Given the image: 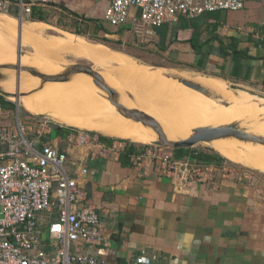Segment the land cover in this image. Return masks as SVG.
Returning a JSON list of instances; mask_svg holds the SVG:
<instances>
[{
    "label": "crops",
    "instance_id": "crops-1",
    "mask_svg": "<svg viewBox=\"0 0 264 264\" xmlns=\"http://www.w3.org/2000/svg\"><path fill=\"white\" fill-rule=\"evenodd\" d=\"M108 6L109 0H56L49 5L36 4L33 12L43 15L44 20H32L31 16L21 18L16 9L18 14L9 12L0 16V28L15 33L19 22L20 32L22 21L21 44L32 47L34 53L25 58L21 55L20 62L23 65L25 60L31 61L27 67L45 72H51L54 64L53 49L48 50L47 44L66 35H82L60 31L59 35L46 38L42 33L64 25L94 33L102 26L98 35L148 50L155 62H141L127 52L124 55L167 75L174 74L170 69L190 70L195 73L180 75L187 79L204 75L264 93V0H246L239 10L207 11L194 17L184 14L176 23L156 27L152 36L145 35L132 18L122 26L111 25L105 19ZM131 13L138 15L139 10L132 9ZM56 51L69 52L75 57L70 49ZM2 59L17 61L14 48L4 41L0 44V64L4 65ZM160 59L175 64L158 63ZM179 65L184 68L177 70L181 68ZM85 78L72 75L66 80L91 88ZM9 81H14V85H8ZM38 82L35 76L22 75L20 88L25 91ZM49 82L57 81L44 82L33 92L19 96L18 101L40 99L38 92ZM16 84L15 77L3 81L9 90L16 89ZM9 110L3 108V115ZM16 117L20 118L18 111L15 120ZM214 121L212 117L210 125H215ZM160 126L163 132H169L168 125ZM46 133L50 134L49 143L66 153L70 176L81 180L84 202L94 206L103 220L102 240L88 244L98 259L97 264H144L136 262L137 256L143 253L157 256L150 264H264V175L224 162L209 163L212 170L205 175L186 177L183 171H173L163 160L146 155L149 148L139 144L147 143L146 140L137 143L121 138L105 143L98 133L78 134L75 129L68 133L62 150L61 140L52 126ZM42 143L41 139L37 146ZM130 145L135 147L132 162L127 161ZM212 147L217 151V147ZM169 152L176 158L174 150ZM218 152L250 167L231 158L228 150ZM185 156L176 159L191 160ZM80 165L88 168L84 177H80Z\"/></svg>",
    "mask_w": 264,
    "mask_h": 264
},
{
    "label": "built area",
    "instance_id": "built-area-1",
    "mask_svg": "<svg viewBox=\"0 0 264 264\" xmlns=\"http://www.w3.org/2000/svg\"><path fill=\"white\" fill-rule=\"evenodd\" d=\"M55 1L0 0V16L16 7L21 18L28 17L36 4ZM245 2L109 0L105 19L118 27L132 18L145 35L152 36L156 27L176 23L181 15L194 17L207 11L239 10ZM132 9H138V15H132ZM3 113L0 107V264H97L88 244L102 240L100 214L84 202L81 180L70 176L66 167V153L49 142L37 146L53 119L34 115L27 126L17 117L11 126L2 121ZM31 127L36 129L35 137L30 135ZM75 129L78 134L90 133ZM152 147H147L146 155L163 160L171 170L183 171L186 177L202 176L212 170L211 164L178 160L160 144ZM87 172V166H79L80 177ZM156 258L143 253L136 262L150 264Z\"/></svg>",
    "mask_w": 264,
    "mask_h": 264
},
{
    "label": "rangeland",
    "instance_id": "rangeland-1",
    "mask_svg": "<svg viewBox=\"0 0 264 264\" xmlns=\"http://www.w3.org/2000/svg\"><path fill=\"white\" fill-rule=\"evenodd\" d=\"M19 18L18 20L20 21ZM64 26H55L56 29H51L49 30V32L45 34L42 33V35L47 38V37H51L54 35H59L60 31H67V32L79 34L77 33V31L84 30V28L75 29L73 27L67 28ZM81 35L82 34H80V36ZM82 36H84L88 40L103 44L108 47H105L100 44L89 43L83 38H81ZM82 36L78 37V36L66 35L63 39L59 41H56V42L52 41L51 44L49 43L47 44L48 50L51 51L53 49L51 53V57H52L51 60H53L54 64H53L51 72L58 71L61 68V67H58L59 64H63V63L65 64V62L66 64L70 63V65L65 67L60 73L50 74V75L66 74L71 70L72 66L77 63L89 64L93 66L95 71H97L103 77V79L107 82V84L112 86L115 83L121 87L126 88L134 97L138 99V101L141 103L143 108H147L150 105L153 106L154 104L156 106L155 95L160 94V92L165 94L166 91L170 88V86L176 85L177 83L176 81H175L176 83L172 84L171 82H168L165 80L164 82L160 84L148 85V82L152 83V81L154 82V81H157L158 78H161L160 76L162 75H160V72H163V71L150 67V65H146V64L144 65L143 63H138L137 61L123 54L124 52L125 53L127 52L128 54L136 57L138 60H141V62L144 61V62L154 63L155 61L149 57L151 56L152 53L149 52L148 50H139L135 47H132V45L130 44L120 43L116 39L111 38L110 36L109 37L104 36L103 34L98 35V34L93 33V31H90L86 35H82ZM103 39H105V41ZM0 41L1 42L4 41V43L6 42L7 45L9 44L12 48H14L16 57L18 56L19 52H21V55L24 58L30 55L31 53H34V49L32 47L22 45V44L21 46L19 45V22L17 23V31L15 33L6 32L5 30L0 28ZM59 48L72 50L75 57L71 56L69 52L65 53L64 51L63 53L62 51V53H60L56 51ZM58 60H62V61L58 62ZM2 62L7 65H13V66L18 65V61L14 63L15 59H7V60L2 59ZM32 63L33 62L31 61L29 62L25 60L23 62L22 71L24 72L26 71L30 74L32 73L28 70V68H31L35 71H39L33 67H27L28 65L30 66ZM158 63H163L167 65L175 64L173 62L167 63L166 60L163 61L162 59H160ZM179 64H183V63H179ZM0 65H3V64H0ZM24 67L27 69H24ZM179 67L181 68H178L177 70L184 68L180 65ZM4 69H10V68L1 67L0 72H2V70ZM147 69H153L154 71L152 72ZM13 70L15 71L17 75V69L14 68ZM170 70L173 71L174 74L172 76L174 78L176 76L182 77V75L180 74L185 73V72L195 73L190 70H181V71H176L173 69H170ZM82 73L83 72L71 73L68 76V78H70L72 75H77L79 77H82V79L86 80L85 75H83ZM1 79H3V77H1L0 80ZM39 79L41 80V82H38V84H36L35 86L28 87L24 92H20V94L21 95L29 94L33 92L37 87L41 86L44 82L49 81L42 77H39ZM190 80L197 81L201 83V85L208 87L215 93L219 94L221 99L225 98L228 95L229 90L246 91L250 94H253L258 99H260L262 101V106H264V93L262 92L253 91L251 89L232 85L230 83H224L223 81H220V80L216 81L204 75L190 77ZM75 82L71 80L49 82L48 84L45 85L44 90L41 89L38 92V96H40V99H34V100H29V99L22 100L21 99V101H18L16 97L17 92L14 93V95H11L9 93H6L0 90V92L7 95L10 99L15 101L17 104L16 110L10 109L8 111L9 113H6L5 116L1 118L2 121L6 125H11V126L14 125L16 122V120L14 119V116L16 114V111H18L20 113L21 121H23V123H25L28 126L30 122L29 117L34 116L35 114H39V115H44V116H47L53 119L55 124H59L64 127H76L78 130H81L82 132L93 131L94 133H98V134L106 133L109 137H112L113 139L122 138V139L133 140V141H136L137 143L145 142L137 138L134 133L129 134V133L115 131L116 129H113L112 124H111L112 121L115 122L114 119L102 120L101 117H94V118L89 117L88 113L99 111L102 105L101 104L102 98L99 96L98 94L99 92H97L95 87H93L91 84H90L91 88H89L86 85L79 86ZM7 84L13 86L14 81H9ZM179 87L182 88L181 86ZM153 88H155L154 92H153ZM102 90L107 94V97H108V93L104 89ZM178 90L179 92L176 98L179 97L178 99L181 100L182 99V96H181L182 89H178ZM197 93L191 94L193 99L191 100L190 104L197 105V107H201V108H203L204 105H208L209 101L202 100L201 98L198 97ZM220 102L221 104H223V106H229V103L227 102H223V101H220ZM164 103H166L164 100H161L158 103L159 113H164L165 111V110L163 111ZM102 106H103L104 111L109 112V113H114L116 112V110H118L117 108L113 107L106 101H104ZM180 112H183V110H181ZM32 113H35V114H32ZM185 114L187 115L185 117H187L188 119H192L193 121H199V118L195 116L196 114H192V115L187 114V113ZM79 115L82 116V118H78L77 116ZM56 116L68 118L72 122H70L71 124H69V123L57 121L55 119ZM212 117H214V115L207 118L206 120L202 118L201 121L203 123L210 124L212 121ZM128 120H130L131 122L135 121L133 119L126 118V119H122V122H128ZM239 128L243 129L241 127ZM35 130L36 129L34 127H31V134L34 133ZM29 131L30 129L27 128L28 133H30ZM155 142H147V143H139V144L148 145L149 147H152L154 146ZM156 143L160 144L163 148L166 149V151H170L173 149V147L163 145L161 141H158ZM210 145H211L210 143L200 141L190 148L198 149V150H202V149L206 150V149H210L209 147L213 148ZM216 149L217 151L214 149L213 150L217 153H220L218 151H221V149L220 148H216ZM221 153H225V152L222 151ZM226 161L227 163L232 164L234 166H239L240 168L256 172L258 175H264L263 172H260L253 168L244 166L240 163L233 162L227 158H226Z\"/></svg>",
    "mask_w": 264,
    "mask_h": 264
},
{
    "label": "bare ground",
    "instance_id": "bare-ground-1",
    "mask_svg": "<svg viewBox=\"0 0 264 264\" xmlns=\"http://www.w3.org/2000/svg\"><path fill=\"white\" fill-rule=\"evenodd\" d=\"M68 65H70V63L61 66V68L58 71H54V72H45L39 69L37 70L48 74H56V73H60ZM147 70L152 72L154 71L153 69H147ZM82 74L87 77L90 84L93 87H95L97 92H99L98 94L102 98L101 99L102 105L104 101H106L113 107L117 108L115 105H113L110 102V100L107 97V94L97 84L93 82L92 76L86 73H82ZM1 75L3 79L0 80V89L11 95H14V93H16L17 90L16 89L9 90L3 85V81L11 77H15L17 80V75L15 71L13 69H4L2 70ZM22 75L34 76L26 71L25 72L21 71L20 82ZM160 75H162L160 76L161 78H158L157 81L154 82L152 81V83L148 82V85L160 84L164 82V80L171 82L172 84L176 82L177 83L176 85L170 86V88L166 91L165 94L160 92V94L155 95L156 106L154 104L153 106L150 105L147 108H143V106L138 101V99L134 97L126 88L121 87L115 83L112 86L109 84L108 85L111 88H113V90H115V99L119 103L125 105L130 109H136L143 113H146L147 115L155 119V121H157L160 125L161 124L168 125L169 127L168 129H166V131L172 133L169 132H164V133L169 140L180 141V140L188 139L193 135L194 129L197 128H201V127L215 128V127L230 125L233 123H237L238 127L243 128L250 134L264 138V106H262V101L257 97H255L253 94H250L243 90L240 91L229 90L228 95L225 98L221 99L219 94L215 93L214 91H212L211 89L205 86L211 91L213 95V98H211L199 91H197L198 92L197 93L196 90L184 85L178 79L174 78L172 75L170 76L163 72H160ZM35 77L38 78L39 82H41L39 77L37 76ZM179 86H181L182 88H180ZM154 89L155 88H153V92ZM178 89H182L181 100L178 99L179 97L176 98L179 92ZM20 91L24 92L21 88ZM192 93H197L199 98L205 101H209L208 105H204L203 108H201V107H197V105L190 104L191 100L193 99V97L191 96ZM19 96H21V94ZM161 100H164L166 102L164 103L163 106V111L164 110L165 111L164 113L159 114L158 103ZM220 101L229 103V106H223V104H221ZM102 105L99 111L88 113V116L91 118L101 117L102 120L114 119L115 122L112 121L111 124L113 129H116L115 131L117 132H123L129 134L134 133L135 136L141 139L142 141L145 140L148 142L159 141L158 134L151 127L146 126L139 121L131 122L130 120H128V122H122V119H126L128 117L123 116L121 112L118 110H116V112L114 113L106 112L104 111ZM181 110H183V112H180ZM169 111H175L180 113H169ZM185 113L190 115L196 114L195 116L199 118V121H193L192 119H188L187 117H185L187 116ZM35 115H39V114H35ZM212 115H214L215 117V121H214L215 125H210L208 123H203L201 121L202 118L206 120ZM77 117L82 118V116L80 115ZM55 119L57 121L69 123V124H71L70 122H72L70 119L65 117L56 116ZM204 142L210 143L214 147L228 150L229 152H231L230 154L231 158L240 161L246 165H249L254 169L256 168V170L261 169L264 172V144L254 143L252 141L239 140L238 138L233 136L212 139L210 141H204Z\"/></svg>",
    "mask_w": 264,
    "mask_h": 264
},
{
    "label": "water",
    "instance_id": "water-1",
    "mask_svg": "<svg viewBox=\"0 0 264 264\" xmlns=\"http://www.w3.org/2000/svg\"><path fill=\"white\" fill-rule=\"evenodd\" d=\"M22 24H23V22L21 21L20 22V32H19V45L20 46H21ZM20 56H21V52H19L18 56H17V61H18L17 66L7 65V64L0 65V68L4 67V68H10V69H14V68L17 69V84H16L17 94H16V97H19V95H20V83H21L20 82V75H21V71L23 70V65L20 62ZM24 69H27V68L24 67ZM28 70L34 76L42 77V78H45L47 80H52V81H63V80L65 81L68 78V76L74 72H83V73H86V74L92 76L93 82L95 84H97L99 87H101L102 89H104L108 93V99L110 100V102L113 105H115L117 107V109L121 112V114L123 116L131 118L135 121H139V122L143 123L144 125L151 127L158 134L159 141H161L162 144L165 146H170L173 148H180V147L187 148V147L194 146L197 142H200V141H210L212 139L228 137V136H233V137H236L239 140H243V141H252L254 143L264 144V138L263 137L250 134L246 130L240 129L236 123L226 125V126L215 127V128H213V127L197 128V129H194L193 135L191 137H189L188 139L180 140V141H172V140H169L167 138V136L163 132L160 124L157 121H155V119H153L151 116H149L146 113H143L139 110L130 109V108L126 107L125 105L119 103L115 99V90H113V88H111L104 81L103 77L97 71H95L93 66H91L89 64L77 63V64L72 66L71 70L68 73L62 74V75H50V74H46V73H43L40 71H35L31 68H28ZM1 77H2V75L0 72V78ZM175 78L178 79L184 85H186V86H188V87H190L196 91H199L208 97L213 98L211 91L208 88H206L205 86L201 85L200 83L193 81V80H190V79H187V78H184V77H177L176 76ZM156 142H158V141H156ZM209 148L212 149L211 147H209Z\"/></svg>",
    "mask_w": 264,
    "mask_h": 264
},
{
    "label": "trees",
    "instance_id": "trees-1",
    "mask_svg": "<svg viewBox=\"0 0 264 264\" xmlns=\"http://www.w3.org/2000/svg\"><path fill=\"white\" fill-rule=\"evenodd\" d=\"M17 8H15L14 10H11L10 12L12 14H18V9L16 11ZM34 10V9H33ZM30 19L32 20H44V16L43 15H37V14H34V12L30 15ZM103 29L102 26H99L97 29H95V34H97L99 32V30ZM77 33L79 34H82V35H86L88 32H87V29L84 28V30H81V31H77ZM96 38V37H95ZM97 39V38H96ZM105 41V39H103ZM118 42H122L121 39L117 40ZM161 48H164L163 46H161ZM0 107L1 108H9L11 110H16L17 108V104L15 101H12V100H9V99H6L1 93H0ZM50 126H52L53 130L55 131L56 133V136L60 138V146H61V149L64 150V147L66 146V140L65 138L68 136V133H70L71 131H74L75 128H72V127H64L62 125H59V124H55V123H51ZM90 133H94L93 131H90ZM50 134H45L44 136H42V141L44 142H49V137ZM99 139L102 141V142H105V143H112V141L114 140L112 137H109V136H106L104 134H99ZM144 147H149V146H146L144 145ZM135 150V147L134 145H130L128 148H127V152H128V160L127 161H131V153H133ZM172 150H174L175 152V155H176V158H184L186 157L185 155H187L188 157L191 158V161L192 162H195V163H204V164H209V163H214V164H218V165H221L222 163L224 162H227L226 161V158L215 152L213 149H202V150H198V149H192L190 147H187V148H184V147H180V148H173ZM124 160V159H123ZM126 160V159H125ZM132 162V161H131Z\"/></svg>",
    "mask_w": 264,
    "mask_h": 264
}]
</instances>
